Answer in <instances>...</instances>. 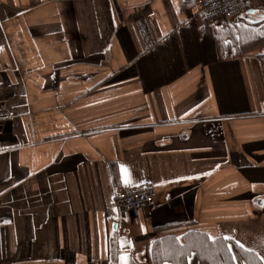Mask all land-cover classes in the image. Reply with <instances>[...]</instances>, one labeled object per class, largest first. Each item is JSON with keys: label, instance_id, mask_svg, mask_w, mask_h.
I'll list each match as a JSON object with an SVG mask.
<instances>
[{"label": "crops", "instance_id": "obj_1", "mask_svg": "<svg viewBox=\"0 0 264 264\" xmlns=\"http://www.w3.org/2000/svg\"><path fill=\"white\" fill-rule=\"evenodd\" d=\"M194 1L0 0V264H154L193 230L264 262V45L216 39L264 0L221 23Z\"/></svg>", "mask_w": 264, "mask_h": 264}, {"label": "trees", "instance_id": "obj_2", "mask_svg": "<svg viewBox=\"0 0 264 264\" xmlns=\"http://www.w3.org/2000/svg\"><path fill=\"white\" fill-rule=\"evenodd\" d=\"M222 54L232 50L245 51L248 47L264 45V24L259 27L224 24L216 33ZM264 63V58L262 59ZM154 264H188L196 255L199 264H264L259 254L222 235L211 237L203 231L193 230L181 239L164 237L154 244Z\"/></svg>", "mask_w": 264, "mask_h": 264}, {"label": "built area", "instance_id": "obj_3", "mask_svg": "<svg viewBox=\"0 0 264 264\" xmlns=\"http://www.w3.org/2000/svg\"><path fill=\"white\" fill-rule=\"evenodd\" d=\"M254 9V0H195L191 13H202L207 20L221 23L233 22ZM155 191L154 184L149 182L123 185L114 191L112 200L118 206L141 208L153 201Z\"/></svg>", "mask_w": 264, "mask_h": 264}, {"label": "snow or ice", "instance_id": "obj_4", "mask_svg": "<svg viewBox=\"0 0 264 264\" xmlns=\"http://www.w3.org/2000/svg\"><path fill=\"white\" fill-rule=\"evenodd\" d=\"M238 243V245H239V242H237Z\"/></svg>", "mask_w": 264, "mask_h": 264}]
</instances>
